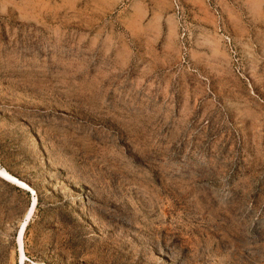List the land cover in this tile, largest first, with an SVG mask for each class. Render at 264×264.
<instances>
[{
    "label": "rangeland",
    "instance_id": "374dc122",
    "mask_svg": "<svg viewBox=\"0 0 264 264\" xmlns=\"http://www.w3.org/2000/svg\"><path fill=\"white\" fill-rule=\"evenodd\" d=\"M0 264H264V0H0Z\"/></svg>",
    "mask_w": 264,
    "mask_h": 264
},
{
    "label": "bare ground",
    "instance_id": "6f19581e",
    "mask_svg": "<svg viewBox=\"0 0 264 264\" xmlns=\"http://www.w3.org/2000/svg\"><path fill=\"white\" fill-rule=\"evenodd\" d=\"M0 176L4 178L6 181L16 184L17 186L21 188L29 189V186L24 181L20 180L19 178L11 174L5 168L0 167ZM35 204H36V199L35 197H33L32 202L26 214V219L25 221L23 220V223L21 224L17 232L16 243H17V250L19 252V264H24V261L26 259L25 251L23 248V234L25 231L27 220L31 216L32 212L34 211Z\"/></svg>",
    "mask_w": 264,
    "mask_h": 264
}]
</instances>
